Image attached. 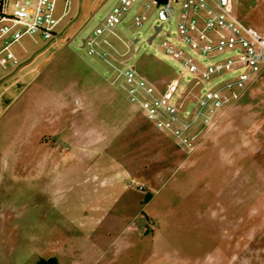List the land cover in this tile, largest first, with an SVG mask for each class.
<instances>
[{
    "label": "rangeland",
    "instance_id": "obj_1",
    "mask_svg": "<svg viewBox=\"0 0 264 264\" xmlns=\"http://www.w3.org/2000/svg\"><path fill=\"white\" fill-rule=\"evenodd\" d=\"M114 1L56 0L55 35L24 36L10 46L17 62L0 63V264L101 252L133 264H264V64L189 152L82 46ZM144 10L136 2L105 47L157 87H185L190 75L158 50L174 41L178 6L151 43L161 21L150 9L133 25ZM232 12L264 32V0H232Z\"/></svg>",
    "mask_w": 264,
    "mask_h": 264
},
{
    "label": "built area",
    "instance_id": "obj_2",
    "mask_svg": "<svg viewBox=\"0 0 264 264\" xmlns=\"http://www.w3.org/2000/svg\"><path fill=\"white\" fill-rule=\"evenodd\" d=\"M136 2L145 10L133 14V25H140L145 12L155 9L161 21L160 31L163 22L173 18L178 6L175 36L166 33L174 41L163 38L158 50L179 66L180 76L190 75L185 87L170 80L159 88L140 75L134 65L124 66L121 60L111 57L105 47L108 41L101 36L113 33ZM55 8L56 0H0L1 64L17 62L10 46L24 36L38 34L50 39L55 35L65 12L54 16ZM83 39L87 54L98 55L108 65L111 83L156 128L167 131L189 152L219 124L264 64V34L233 14L232 0H115ZM226 51L232 55L219 61H206L207 57ZM211 81L215 82L212 89L194 92L199 83Z\"/></svg>",
    "mask_w": 264,
    "mask_h": 264
},
{
    "label": "crops",
    "instance_id": "obj_3",
    "mask_svg": "<svg viewBox=\"0 0 264 264\" xmlns=\"http://www.w3.org/2000/svg\"><path fill=\"white\" fill-rule=\"evenodd\" d=\"M261 32V31H260ZM262 34H264V32H261ZM264 69V66H263ZM107 242V240L105 241ZM106 252H101L99 253V255H90L86 258H84V260L82 261H76L74 262V264H133L134 262V255L129 254L126 257L125 254H121L120 252L116 253V256L111 257L110 259H104L105 258V254ZM178 254V253H176ZM166 257H171V255L169 253L165 254ZM182 257V256H181ZM52 264H56V260H54V262Z\"/></svg>",
    "mask_w": 264,
    "mask_h": 264
},
{
    "label": "water",
    "instance_id": "obj_4",
    "mask_svg": "<svg viewBox=\"0 0 264 264\" xmlns=\"http://www.w3.org/2000/svg\"><path fill=\"white\" fill-rule=\"evenodd\" d=\"M161 28V24H155L153 26V32L149 35V37L147 38V42L151 43L152 39L156 36V34L160 31ZM84 41V39H82V42ZM137 39H134V42H136Z\"/></svg>",
    "mask_w": 264,
    "mask_h": 264
},
{
    "label": "trees",
    "instance_id": "obj_5",
    "mask_svg": "<svg viewBox=\"0 0 264 264\" xmlns=\"http://www.w3.org/2000/svg\"><path fill=\"white\" fill-rule=\"evenodd\" d=\"M49 261H50V263H49V262L47 263L46 261H44V260L41 259V260L38 262V264H52V263H53V260H52V259H50Z\"/></svg>",
    "mask_w": 264,
    "mask_h": 264
}]
</instances>
